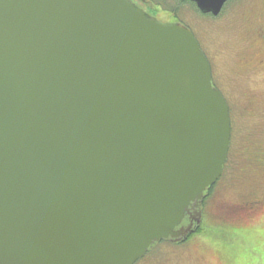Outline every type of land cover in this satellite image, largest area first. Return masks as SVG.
Wrapping results in <instances>:
<instances>
[{
  "label": "water",
  "instance_id": "95a60500",
  "mask_svg": "<svg viewBox=\"0 0 264 264\" xmlns=\"http://www.w3.org/2000/svg\"><path fill=\"white\" fill-rule=\"evenodd\" d=\"M230 139L189 27L133 0H0V264H134L187 237Z\"/></svg>",
  "mask_w": 264,
  "mask_h": 264
},
{
  "label": "flooded vegetation",
  "instance_id": "af4514ba",
  "mask_svg": "<svg viewBox=\"0 0 264 264\" xmlns=\"http://www.w3.org/2000/svg\"><path fill=\"white\" fill-rule=\"evenodd\" d=\"M133 1L149 15L164 23H179L192 30L211 65L212 83L226 99L231 119L230 147L221 176L205 190L198 205L189 207L179 226L191 227L188 236L180 239L168 238L166 241L175 248H180L178 245L189 244L190 237L199 233L198 229L202 227L205 220L209 228L214 225L221 227L223 237L230 242L241 240L252 245L251 238L257 232L259 225L264 222V141L257 138L255 133L242 136L239 119L241 114L255 116L261 112V100L249 93L246 96V101L241 102L233 89L219 85L216 80L219 74H216L215 55L207 50L200 32L193 24L183 19L178 11L170 7L163 10L161 3L154 4L150 0ZM245 1L246 4L256 2V0H229L218 15L212 13L206 15H209L211 20H218L228 5L238 6ZM197 9L199 8L197 7ZM253 24L255 27L249 37V50L246 56L239 59V66L242 68L241 74L246 73V75L250 72L264 70V3H262L261 10L255 15ZM210 233L211 230L208 231V234ZM214 249L217 253L215 247ZM156 252L150 246L145 256L134 264H151L154 259H158ZM224 263L228 264L226 261Z\"/></svg>",
  "mask_w": 264,
  "mask_h": 264
},
{
  "label": "rangeland",
  "instance_id": "374dc122",
  "mask_svg": "<svg viewBox=\"0 0 264 264\" xmlns=\"http://www.w3.org/2000/svg\"><path fill=\"white\" fill-rule=\"evenodd\" d=\"M151 1L168 3L170 8L178 11L183 19L200 32L207 50L216 57V74H219L216 80L220 86L233 89L241 102L246 101L249 93L260 98L261 112L255 116L241 114L239 126L242 136L255 133L257 138L264 141V70L246 75L241 74L242 68L239 66V59L246 56L249 50V37L255 27L253 19L261 10L264 0H256L254 4H246L245 1L238 6L227 4L218 20H211L209 15L189 3L182 4L178 0ZM161 8L166 10L168 7L163 5ZM202 228L204 231L192 235L189 244L178 245L180 248L162 241L164 245L157 248L156 252L158 259H154L151 264H225L210 243L212 238L208 237V231H212V228L207 227L205 220ZM251 239L252 245L243 241L233 244L231 253L236 264H264V222Z\"/></svg>",
  "mask_w": 264,
  "mask_h": 264
},
{
  "label": "trees",
  "instance_id": "16d2710c",
  "mask_svg": "<svg viewBox=\"0 0 264 264\" xmlns=\"http://www.w3.org/2000/svg\"><path fill=\"white\" fill-rule=\"evenodd\" d=\"M178 1H179V3L181 2L182 4L183 3L192 4V5H194L197 8L196 3L191 1V0H178ZM151 2L154 3V4L161 3L162 5H165L166 7H169L168 3L164 2V1H158V2L151 1ZM211 228H212V231H211L210 234H208V236L210 235V238H212V242H210V243L213 244V246L216 248L217 253L219 254V256L224 261H226V263H228V264H236L235 263L236 261L233 259V256H232L231 252H233V244L234 245H236V243L239 244V242L241 240H234V242H230L229 240H227V239H225L223 237V233H222L221 227L214 225ZM202 231H204V230H203L202 227H200L198 229V232H202ZM162 241H166V239H162L160 241L155 242L151 246V249L154 248L157 251V248L162 247L164 245L163 243H161ZM158 242H160V243L158 244ZM168 243L169 242L166 241L165 244H168Z\"/></svg>",
  "mask_w": 264,
  "mask_h": 264
}]
</instances>
